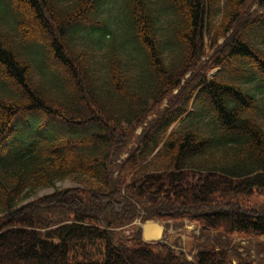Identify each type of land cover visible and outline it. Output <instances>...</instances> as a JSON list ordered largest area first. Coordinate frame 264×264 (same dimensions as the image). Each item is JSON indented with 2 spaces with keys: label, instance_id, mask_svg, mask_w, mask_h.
Returning a JSON list of instances; mask_svg holds the SVG:
<instances>
[{
  "label": "trees",
  "instance_id": "16d2710c",
  "mask_svg": "<svg viewBox=\"0 0 264 264\" xmlns=\"http://www.w3.org/2000/svg\"><path fill=\"white\" fill-rule=\"evenodd\" d=\"M11 2L19 42L0 31V264H261L264 110L248 84H264V40L248 32L264 31V0ZM25 45L48 62L41 76L67 81H36ZM70 178L78 186L19 204ZM137 218L198 223L192 259L142 241ZM234 232L262 241L239 251ZM84 244L102 258L76 256Z\"/></svg>",
  "mask_w": 264,
  "mask_h": 264
},
{
  "label": "rangeland",
  "instance_id": "374dc122",
  "mask_svg": "<svg viewBox=\"0 0 264 264\" xmlns=\"http://www.w3.org/2000/svg\"><path fill=\"white\" fill-rule=\"evenodd\" d=\"M112 4V3H109ZM254 6V5H253ZM252 6V7H253ZM12 2L11 0H0V31L3 33H8V34H13L12 32L14 29V22H13V15H12ZM218 17L215 16L210 20V25H212L215 21H217ZM213 27L211 28V35H213ZM248 35L251 38H256L258 40H264V31H263V27H256V26H252L249 29ZM78 35H76V37H72V42L74 44H84L85 41H83V39H80L79 37H77ZM14 41H17L16 38H13ZM219 42H221V39L219 40ZM211 44H212V40L211 38L206 40V51H205V55L203 57V60L211 63V58L210 56L212 54H215L213 49L214 47L211 49ZM262 49H264V46H261ZM21 52L26 56V57H31V61L33 66L36 68H34V73H35V80L39 79V81L41 80V76L39 74V71L41 69V71H46L48 68V62L45 61L44 57L42 56L41 52L39 50H36V48L32 49L31 45H29L27 48H24L23 50H21ZM241 62H236V64L238 65ZM38 69V70H37ZM216 70H213L211 73H209V75H211L212 73H214ZM43 81H67L65 79H61V80H53V78L51 76H45ZM252 89L251 85H250V89L251 92L254 93L255 96H257L259 99H263L264 100V88L261 86V83H259L258 81H253L252 83ZM258 90V91H257ZM264 107V105H262ZM263 120H264V116H262ZM72 186H78V182L76 179H63L60 181H57L54 183L53 187H45V188H39L38 190H36L31 196L26 197L24 199H22L20 201L19 204H23L29 200H34V198H38L40 196L43 195H47L49 193H52L55 189H64V188H68V187H72ZM258 201H264V196L258 197ZM159 224L164 227V223L163 222H159ZM190 225V224H188ZM193 229H194V224H193ZM193 229L187 228H181L176 230L173 225L169 226L168 228L165 229L164 227V231L162 233L161 239H165L171 242L174 241H179V242H183V241H190L192 240V234L190 233ZM235 241H239L242 237L238 236V235H233ZM241 244L242 242L239 241ZM98 248L95 245H90L89 244H84L83 246L80 245H76L75 246V252H76V256H82L83 253H85L86 257L85 259H89V260H100L102 258V253L98 254L99 250H97Z\"/></svg>",
  "mask_w": 264,
  "mask_h": 264
},
{
  "label": "water",
  "instance_id": "95a60500",
  "mask_svg": "<svg viewBox=\"0 0 264 264\" xmlns=\"http://www.w3.org/2000/svg\"><path fill=\"white\" fill-rule=\"evenodd\" d=\"M161 228L157 224H154L151 220H146L142 226V239L144 241H154L159 237ZM186 250L189 251V245L187 244Z\"/></svg>",
  "mask_w": 264,
  "mask_h": 264
}]
</instances>
